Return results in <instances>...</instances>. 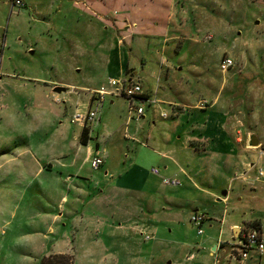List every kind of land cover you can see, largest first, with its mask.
Here are the masks:
<instances>
[{
    "label": "rangeland",
    "instance_id": "1",
    "mask_svg": "<svg viewBox=\"0 0 264 264\" xmlns=\"http://www.w3.org/2000/svg\"><path fill=\"white\" fill-rule=\"evenodd\" d=\"M24 1L26 7L13 8L18 16L9 13L10 6H0L2 56L11 72L29 77L30 85L26 95L7 99L0 94V264H38L58 251L69 252L73 264H239L229 258L238 243L229 225L253 228L245 221L260 223L264 242V0H78L83 3L76 6L75 0ZM119 41L125 42L134 79L156 101L135 102L145 114L130 121L132 130L160 145L165 159L154 165L164 172L167 164L168 173L182 181L178 188L162 186L144 168L139 195H117L132 200L127 211H141L130 225L121 222L122 199L114 201L106 189L115 186L129 162L115 159L110 150L106 165L93 170L89 163L74 173L52 160L60 129L71 138L81 133L80 125L70 121L75 112L87 111L83 90L108 89L110 77L125 79L106 67L105 49L114 50ZM28 44L34 47L32 55ZM224 59L233 65L221 72ZM31 76L73 88L56 94L57 104L54 95L33 93V87L48 86ZM104 101L103 120L112 118L114 130L123 128L128 102L116 97ZM39 105L59 107L64 115L59 120L48 111L37 116ZM211 105L215 114L206 117ZM161 111L167 119L160 118ZM194 115L200 118L186 120ZM203 118L209 126L205 135L198 125ZM180 120L190 135L183 136L180 127L167 145L170 127ZM87 127L96 133L93 124ZM252 134L259 146L247 148ZM210 149L226 154H202ZM49 157L42 175L28 176L25 160ZM110 167L116 170L114 178L104 184ZM224 192L229 201L219 202ZM100 195L107 199L106 207L95 199ZM194 213L206 217L202 234L190 222ZM59 214L61 231L56 224L50 235L35 233L47 228V217ZM220 243L223 250L213 252ZM248 257L246 264H264V252L253 249Z\"/></svg>",
    "mask_w": 264,
    "mask_h": 264
},
{
    "label": "crops",
    "instance_id": "2",
    "mask_svg": "<svg viewBox=\"0 0 264 264\" xmlns=\"http://www.w3.org/2000/svg\"><path fill=\"white\" fill-rule=\"evenodd\" d=\"M78 0L74 1V5L76 6L78 3ZM83 1H87V0H83ZM91 2L93 1H98V0H89ZM12 0H10V3L8 4L7 2L3 1L0 6L2 8V10L7 9V7H9V13L10 14H14L15 16H18V11H14L13 8H15V6L12 7ZM24 6L26 7L25 1L23 0ZM83 3V2H81ZM80 3V4H81ZM22 7V8H23ZM18 8V7H16ZM170 12H172V9L170 10ZM150 15V14H149ZM134 25V24H133ZM3 25L0 24V33L2 30ZM125 29L129 30L128 27H125ZM4 37L2 34H0V94L2 96L8 97L7 99H10L11 97L15 96H22L23 94H27L28 90H29V77L23 74H19V73H13L10 71V66L8 62H5V57L2 56L3 55V44L5 42ZM71 42H64L63 45L64 47L66 45H69ZM117 47H115V49H110L109 46L106 47L105 52L107 53V57H106V67L110 68L113 67L115 73L118 75V77H122L123 78H128V79H134V73L135 70L133 67L130 66V60L128 57V54L126 52V45L125 42H118ZM34 47L30 44H28L27 46V53L29 54H33L34 51L32 50ZM62 46H59V49L61 50ZM4 57V58H3ZM65 59V58H64ZM127 71H131L130 73L128 72L127 75ZM127 75V76H126ZM31 80L37 81V84H42L45 86H48V88H42L40 87H33V93H40V94H44L45 98L50 97L52 99L53 95V102L59 104V99L58 96L56 95L57 93L53 92V89L55 87H63L65 89H69L72 86H69L65 83H60V82H48L46 83L45 81L41 80L39 77H35V76H31L30 78ZM109 79H115V78H109ZM135 80V79H134ZM100 88H102V86H99ZM93 88L90 90H83L85 91L86 94L82 100V106L87 110L86 112H88L89 110H92L95 106L94 101H93V93L94 91L99 90L100 88ZM73 88V87H72ZM105 102V101H104ZM104 102L102 104V106L99 109L98 115L96 117V120L92 123L93 124V131H96V133L94 134V132L89 133V140L87 145L83 146L79 143V136L77 138V136L75 134L72 135V138L69 136V134L67 133V131H65L64 129H60L59 131V135L57 137L58 140V148L57 150L54 152V157L52 160H56L57 161V166L59 167V169H63L64 172H71V170L75 173H81L83 170V167H85V165H88L91 161V159L95 156L96 152H100L102 157H103V164L101 166H104L107 164L108 159L110 156H112L111 151H114V158L115 159H121L126 162H129L128 168L126 170L123 171V173H121L119 176H117L116 179V184L115 186H112V188L109 189L108 186H106V189L111 193L114 194V201L120 203L121 199H122V205L121 207L125 208V210L123 211V217H121V222L127 225H130L133 221V219L135 218V215L138 214L140 215V212L137 210V212H133L130 213V211H127L129 208L131 207L130 205V201L126 200L123 197H118L117 195L121 194L123 196L126 195H139L137 194V191H141L142 189V185L145 181L146 178V171L144 168H148L149 170L152 167H157L156 165H154L156 162H160L162 161V159H165L164 155V151L162 150H158L159 148V144H157L156 142H153L149 144L150 139L148 136L145 137H139L137 131H133L132 130V123L126 121L125 126L122 128H118L117 130H114V126H113V119L109 118L108 120H103V113L101 112V109L104 105ZM109 104L110 106H114V101L112 99H109ZM81 105V104H80ZM214 105H211L209 107H206V117H209L211 114H215L214 112ZM212 111H211V110ZM5 111L8 112L7 108L5 109ZM48 111V115H51L53 113V117L55 119H60L64 113L62 114L61 109L58 107V109L52 107V106H40L38 107V111H37V116L41 115L44 116V112ZM86 112H82L79 113L78 111L75 112L77 114H85ZM191 114L195 113V111L190 112ZM47 114V113H46ZM45 114V115H46ZM145 114V113H144ZM198 118H200L198 115H194V116H189L186 120H189V122H193L194 120H196ZM8 118V117H7ZM5 117V119H7ZM141 119H144V117H142ZM204 119V118H203ZM185 120V121H186ZM205 121H207L206 119H204V121H201L200 125L201 127L204 128V135L205 132L207 131V129L209 128V126L205 123ZM71 122V121H70ZM71 124H78V123H72ZM174 125L171 128L172 134L167 138L166 143L167 145L170 144L172 142V137L173 135L177 134L179 132V128L181 127V131L183 136L187 135L190 133L188 132L189 130H184L182 122L180 120V122H174ZM80 125L81 128H83L84 126L81 124ZM91 127L90 125H87ZM192 130H194L193 128H196L193 124V126H191ZM206 128V129H205ZM100 129V132H97ZM105 131V136L102 134L101 131ZM195 132V131H194ZM121 135V137H120ZM186 137V136H185ZM134 139V140H132ZM177 139H180L177 138ZM148 141L146 142L147 145L149 147H144L142 145H138L136 143H134L133 141ZM248 141L246 142V147L248 148L247 145ZM207 146V145H206ZM207 148H209V146H207ZM183 149L186 150V148L184 147ZM212 149V148H211ZM211 149L209 151H204L202 152V154H206V152H210V154H217L219 156L226 154L223 153L222 151L219 153H213L211 151ZM111 150V151H110ZM82 152V158H80V156L78 155V153ZM212 155H210L211 157ZM228 156V155H226ZM229 157V156H228ZM50 159L49 158H43L42 160H39L37 158H29L28 160H25L24 165L26 167H28V170L30 171V173L28 174V176H36V175H42L45 171L44 168V164L43 161ZM120 164V163H119ZM1 165L0 164V169H1ZM49 165V164H48ZM100 166V167H101ZM99 167V168H100ZM98 168V169H99ZM110 170H107V172L104 173V184H107V181H105L107 178L111 177L113 175V173H115V168L110 167ZM160 170V169H159ZM163 171L160 170V174L162 176H167V177H173L171 174H169L168 172H170V166H168L167 164L163 165ZM182 170V169H179ZM184 172V175L186 174L184 170H182ZM145 172V173H144ZM182 172V173H183ZM181 173V174H182ZM151 174V173H150ZM245 174H248V171L245 170ZM66 177H70V175H67ZM112 178H114V176H112ZM160 178V177H159ZM176 178V177H173ZM178 179V178H177ZM160 185L161 182L159 183ZM100 184H97V186ZM163 186V185H162ZM171 188V187H170ZM81 187L77 186L76 191L80 192ZM132 193V194H131ZM116 194V197H115ZM134 195V196H135ZM134 196H132L134 199H136ZM102 197V198H101ZM221 200L220 201H224V202H228L229 198H228V193L224 192L223 196L220 197ZM100 204H102L103 207H106V204L108 203L107 199H105V197H103L102 195L98 196L97 198H95ZM100 200V201H99ZM226 200V201H225ZM95 203V201H94ZM59 207V205L57 206ZM61 220H63V216L59 215H53V216H49L47 217V223L46 226L47 228L43 231V230H37L35 233L38 235H44V234H52L53 232V227L56 224L60 225V228L58 229L59 231H61V228L64 227L61 226ZM122 223L118 224L117 228H121L122 227ZM249 223H256L257 226L259 228L260 227V223L258 221H253V222H248L245 221L244 222V226H246V224ZM238 229H242V227L237 224V223H233L229 225V231L231 232V237L236 236L237 231L235 230ZM58 234V231L56 232ZM109 236L112 235L111 229L108 231ZM141 234V232H140ZM64 237L60 236L59 237V241H64ZM221 245L217 248L216 246L212 248V251L217 249H219L220 251L223 250L224 245L223 243H220ZM97 244H95V248L98 249L99 247L96 246ZM68 250V247H67ZM69 252H55L52 254H67ZM260 255V254H259ZM249 256V255H248ZM249 258V257H248ZM246 259L243 262H239V264H246L247 261L249 259ZM192 256L188 257V260H192Z\"/></svg>",
    "mask_w": 264,
    "mask_h": 264
},
{
    "label": "built area",
    "instance_id": "3",
    "mask_svg": "<svg viewBox=\"0 0 264 264\" xmlns=\"http://www.w3.org/2000/svg\"><path fill=\"white\" fill-rule=\"evenodd\" d=\"M12 7H23V0H12ZM233 65L230 59H224L220 63L221 72H226ZM105 97H116L123 98L128 102L127 106V121L130 122L132 120L138 122L142 117H144V109L141 106H138L135 102H147L148 104L156 103L155 100H151L150 96H148L141 89L140 85L134 79H109L108 81V89L104 87L100 88L93 93V101L94 108L89 110L85 114H77L71 119L72 123H78L83 126H87L92 124L98 115L99 109L102 106ZM159 116L161 119L165 120L168 118V114L164 112H160ZM134 140V139H132ZM142 146H147L146 141H142L140 143ZM103 164V157L100 152H96L95 156L90 161V167L93 170H97ZM151 174L160 177V182L163 186L178 188L182 186V181L173 178L162 176L158 167H152L150 169ZM206 220V217L202 214L194 213L190 217V222L197 227L198 233L202 234L201 226L203 222ZM236 236L232 238L237 239L238 243L232 246L231 253L229 258L236 260L237 262H243L248 258L249 252L251 250L257 251L260 255L264 252V242L262 240V233L260 228H244L238 229ZM148 238V237H146ZM149 239V238H148ZM221 244H219L220 246Z\"/></svg>",
    "mask_w": 264,
    "mask_h": 264
},
{
    "label": "trees",
    "instance_id": "4",
    "mask_svg": "<svg viewBox=\"0 0 264 264\" xmlns=\"http://www.w3.org/2000/svg\"><path fill=\"white\" fill-rule=\"evenodd\" d=\"M90 129L84 126L79 136V143L83 146L89 141ZM249 227H257L256 223H249ZM248 226V224H246ZM38 264H73L72 256L66 254H55L44 257Z\"/></svg>",
    "mask_w": 264,
    "mask_h": 264
},
{
    "label": "water",
    "instance_id": "5",
    "mask_svg": "<svg viewBox=\"0 0 264 264\" xmlns=\"http://www.w3.org/2000/svg\"><path fill=\"white\" fill-rule=\"evenodd\" d=\"M65 91H66V89L63 87H55L53 89V92L57 93V94L65 92ZM247 145L250 148H256L259 146V141L254 134L250 135ZM214 251H215V248H214L213 252Z\"/></svg>",
    "mask_w": 264,
    "mask_h": 264
},
{
    "label": "bare ground",
    "instance_id": "6",
    "mask_svg": "<svg viewBox=\"0 0 264 264\" xmlns=\"http://www.w3.org/2000/svg\"><path fill=\"white\" fill-rule=\"evenodd\" d=\"M237 230V229H236Z\"/></svg>",
    "mask_w": 264,
    "mask_h": 264
}]
</instances>
